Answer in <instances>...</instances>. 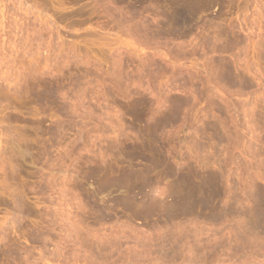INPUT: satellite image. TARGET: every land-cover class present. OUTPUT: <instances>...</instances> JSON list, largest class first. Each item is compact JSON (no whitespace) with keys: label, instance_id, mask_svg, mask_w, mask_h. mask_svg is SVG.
I'll use <instances>...</instances> for the list:
<instances>
[{"label":"rangeland","instance_id":"374dc122","mask_svg":"<svg viewBox=\"0 0 264 264\" xmlns=\"http://www.w3.org/2000/svg\"><path fill=\"white\" fill-rule=\"evenodd\" d=\"M145 1L147 2L138 5L137 0H0V264H264V190H261L264 187V47H261L264 46V0H214L213 4V0H210L211 4L203 11L205 15L199 12L202 14L200 17L198 13L200 18L196 23L203 21L201 26L194 23L196 28L199 26V33L194 28L190 34H200V28H207L211 23L217 27H234L236 33L240 34L229 54L220 55L231 60L232 64L234 62L237 69L241 68L239 72L246 71L251 81V86L241 87L243 91L236 87L237 93H233L235 90L231 87L232 96H227L224 92L219 93L224 95L217 94L210 100L206 93L198 94L199 88L204 90L207 76L211 78L210 75H213L206 69L207 55L200 47L189 49V46L181 49L182 53L186 51L185 55L176 53L178 50L180 53V48L192 41L193 37H200L197 34L191 35L192 40H189V31L180 26L159 38L163 28L156 23V18L159 20L157 13L162 12L163 4L160 0ZM153 2L157 4L153 5ZM145 4H148V8L152 5V8L147 9ZM132 5L137 6V10ZM158 6L162 9L157 11ZM140 16L144 18V28L151 26L156 37L149 35V29H145L147 35L143 34V25L138 20ZM138 23L141 27H138ZM132 29L140 31L135 35L136 32ZM170 31L175 37L173 41ZM179 31L185 33L178 34ZM154 33L152 36H155ZM184 37L189 41L185 42ZM166 38H170L172 43L168 41L165 46ZM161 39L166 40L163 41L164 45ZM174 41L182 46H173L176 44ZM194 41L195 38L193 43ZM182 42H185L184 45ZM191 49L194 52L190 51L192 55L188 57L190 53L187 50ZM172 54L179 58L176 59ZM191 77L194 79V86L188 83L191 82ZM34 78L36 79L30 80ZM24 79L30 80V84L26 80L23 82ZM44 80L52 83L47 84ZM185 80H188L186 84ZM38 82L44 86L45 83L47 86L51 85L54 97L48 93L49 86L41 88L42 85ZM57 86L59 88L56 89L62 92L61 96V93L57 96L62 99L55 97V93L59 92L53 88ZM41 89L44 92L49 90L46 96ZM188 91H197L198 95ZM35 92L36 96L33 94ZM37 95L41 100L36 98ZM192 97L197 99L192 100ZM181 98L187 100L186 103ZM226 98L231 99V103ZM211 99L215 101L212 102ZM187 102L191 103V108L186 105ZM212 125H215V131L211 129ZM150 130L152 134H149ZM252 148H255L254 151L257 148L256 154L258 150H263L255 156L257 162L254 159L251 161L250 155L248 156L254 153ZM138 152L142 154L139 155ZM259 155L261 156L257 158ZM151 156V160L154 159L152 162L148 158ZM148 164L151 167L153 165L152 169ZM258 164L260 167H256ZM198 173L207 176L204 177L206 182H203L205 188L202 183L204 178L202 175L198 176ZM214 173L221 175L217 178ZM189 175L195 179L189 178ZM194 175L202 178L198 179ZM256 175L260 177L257 178ZM185 177L195 182L194 184L197 181L203 184L205 190L201 188V194L212 191L213 194L215 185L219 189L220 185L221 188L227 186V189L224 187L226 190L221 189L222 192L231 189V192L222 196L223 199L227 196L224 199L225 203L228 202L226 205L235 207L238 202L235 209L238 207L237 212L248 210L242 211L248 217L254 213L250 211L251 214H248L250 208L257 211L252 218L249 217L253 225L255 222V226L258 225L256 235H246L247 232L244 235L241 233L243 231L235 229L241 227L237 218L234 221L226 219L228 222L224 219H212L210 222L209 209H204V212L209 211L207 216L199 214L200 218L196 219L200 220L195 219L196 222L191 214H182L180 208L174 209L176 217L168 219V225L162 222L163 225L161 223L158 226L161 222V218L156 216L161 212L159 206L165 202V207L170 209L176 204L175 199L179 197L180 190H186ZM219 178L223 180L222 184ZM252 180L255 183L251 184ZM134 185H142V191L137 193ZM229 185H232L230 189ZM146 190L148 194H145ZM249 190L253 191V196L263 192L260 198L254 196V201L263 199V205L257 207L259 211L253 209L256 205L252 193L247 195ZM16 193L21 199L16 197ZM207 193L200 195V198L211 195ZM230 195L239 200L243 198V203L239 200L236 202ZM228 196L232 203H236H229ZM185 199L187 202L188 199ZM149 201L158 206L151 205ZM213 201L216 206L221 204L220 200ZM241 204L248 207L244 209ZM137 207H140L139 210ZM22 208L29 209L24 211L28 215ZM150 210L153 211L152 214ZM253 217H256V221H253ZM157 219L160 221L155 225ZM170 223L175 227L168 229L167 227L172 226ZM258 223L262 226L263 233ZM177 225H182L184 230L181 232ZM164 229L173 232L167 233L168 236L164 234ZM250 235L254 240L248 239ZM172 237L178 241L173 243L175 247L178 246L177 249H173L172 245L175 253L168 243L161 244L163 241H171ZM236 237H247L248 241L246 238L237 241ZM195 239L200 243H196ZM183 245L191 246L188 247L194 250L193 254L192 250L188 254V247L182 248ZM180 247L181 251H177ZM8 248L9 252L15 253L8 255ZM186 248L188 255L185 254ZM142 255L146 258L141 257ZM195 255L198 256L194 257ZM129 257L131 258L128 260Z\"/></svg>","mask_w":264,"mask_h":264},{"label":"bare ground","instance_id":"6f19581e","mask_svg":"<svg viewBox=\"0 0 264 264\" xmlns=\"http://www.w3.org/2000/svg\"><path fill=\"white\" fill-rule=\"evenodd\" d=\"M110 1V0H109ZM121 1V0H120ZM136 1V0H135ZM152 1H154V0H152ZM156 1V0H155ZM159 1V0H158ZM210 0H160V2H162V4H163V10H162V12L160 13H157V16L159 17V20H158V18H156L157 19V24L159 25V26H161V28H163V32H161V34L159 35V38H160V36L162 35V36H164V34H166V32H168L169 30H176L175 28H178L179 29V27L181 26V27H185V28H187V30L189 31V33H187V37H188V35L190 34V31L192 30V29H194V28H196V25L194 24V23H196L198 20V18H200L201 16H202V14H203V11L207 8V7H209V6H207V5H210L211 3V1L209 2ZM222 1H224V0H222ZM231 1V0H230ZM137 2L139 3L138 5H141V3L143 4V3H146L147 1H145L144 2V0H137ZM159 2V3H160ZM213 2H214V0L212 1V4H213ZM216 2H218V1H216ZM129 3V2H128ZM131 3H132V1H131ZM149 3V2H148ZM210 3V4H209ZM218 3H221V2H218ZM130 4V3H129ZM133 4V3H132ZM150 4H152V3H150ZM154 4H157L156 2L154 3L153 2V5ZM128 5V4H127ZM131 5V4H130ZM130 5H128V6H130ZM134 5H135V2H134ZM134 5H132V7H134ZM147 5L148 4H145L144 6H146V8L147 9H151L152 8V5H150L149 6V8L147 7ZM223 5V4H222ZM220 6V5H219ZM135 7H137V6H135ZM134 7V9H136ZM156 7V6H155ZM154 7V8H155ZM162 7V6H161ZM213 7V6H212ZM145 8V7H144ZM158 9H157V11L160 9H162V8H159V6L157 7ZM129 9V8H128ZM130 9H132L131 7H130ZM147 9H144V10H146L147 11ZM133 10V9H132ZM137 10V9H136ZM139 11H140V8L138 9ZM154 10H156V9H154ZM133 11H135V10H133ZM132 12V11H131ZM141 12V11H140ZM140 12H138V13H140ZM199 12H202V14L200 15V13ZM205 12V11H204ZM133 13V12H132ZM132 13H130V14H132ZM137 13V11H135V14ZM152 13H154V12H152ZM198 13H199V15H200V17L198 16ZM134 14V13H133ZM134 14V15H135ZM145 13H143L142 15H144ZM155 14H156V12H155ZM220 14V13H219ZM121 15H122V13H121ZM137 15H139V14H137ZM154 15V14H153ZM152 15V16H153ZM203 15H205V13L203 14ZM217 15V14H216ZM145 16V15H144ZM214 15H212V17H213ZM123 17V16H122ZM125 17V16H124ZM135 18V17H134ZM211 18V17H210ZM209 18V19H210ZM120 19V18H119ZM144 18L142 17L141 18V16H140V18L138 19L140 22V24H141V26L143 25V29H144V35H147L146 34V30L145 29H147V28H144ZM145 19H146V17H145ZM155 19V18H154ZM121 20V19H120ZM124 20V19H123ZM128 20H130V18L128 19ZM211 20V19H210ZM209 20V21H210ZM124 21H127V19L126 20H124ZM137 21V20H136ZM153 21H155V20H153ZM206 21V20H205ZM216 21V20H215ZM119 22V21H118ZM135 22V21H134ZM201 22H203V21H201ZM201 22H200V24H201ZM207 23H208V20L206 21ZM212 22V21H211ZM138 23V24H139ZM147 23V22H146ZM155 23V22H154ZM140 24L138 25V27L140 26ZM156 24V25H157ZM197 25H200V24H198V23H196ZM129 25H130V23H129ZM136 25H137V22H136ZM136 25H135V27H136ZM148 25H150V23L148 24ZM214 24H209L208 25V27L207 28H205V26H203V27H201L200 29H202L201 30V33L200 34H197V32L199 33V31H197V29L199 30V26H198V28H196V34H193V35H196L197 37H200L199 39H197L196 37H193V40H194V38H195V41H194V43H193V40H192V34H190L189 36V40H192V41H190V42H187V43H185L186 42V40H188V39H186L185 37L183 38V40L185 39V42H182L183 43V45H184V43L185 44H187V45H185V46H182V44L180 45V43H179V45H178V40L177 41H174V42H176V44L175 43H173V44H175V45H173V46H182L181 48H180V50L183 48L184 49V47L185 48H188V46H189V49H190V47H192L193 49L195 48H197V47H200L201 48V51L203 50V52H204V54H206L207 55V62H208V65H207V63H206V69L208 70L209 69V71L210 72H212L213 73V75H210L211 76V78L209 77L208 78V76H207V78H206V83H205V86H204V90H202L201 88H199L200 90H199V92H198V94L200 95V92H202V93H206V97L207 98H209V100H210V98L212 97V99L218 94V95H224V94H219V93H224L225 92V94L227 95V94H230V96H232V94L233 93H237V91L235 90V88L236 87H245L246 85H248V87H249V85L251 86V84H249V83H251V81H250V78H249V76H247V72L244 70V68H243V70L246 72H243L242 70V72H239L240 70L239 69H241V68H239V69H237V65L235 66V64H234V62H233V64L231 63V60L229 61V60H227L226 58H224L222 55H220V54H222V53H228L229 54V52L231 51V49H233V47H234V44H235V42L238 40V38H240L239 37V35H238V33H236V31H235V29H234V27L232 28V27H229V28H226V27H224V25H223V27H220V26H218L217 27V25H214ZM132 26V25H131ZM130 26V27H131ZM140 26V27H141ZM195 26V27H194ZM201 26V25H200ZM231 26V25H230ZM125 27V26H124ZM132 27H134V26H132ZM151 28V26L150 27H148V29L149 30H151L150 29ZM166 28H167V30H166ZM184 28V29H185ZM135 29V28H134ZM134 29H132L133 30V32H136L135 33V35L137 34V32L138 31H140L141 29L140 28H138V29H140V30H138V31H134ZM142 29V30H143ZM147 29V30H148ZM154 29V28H153ZM182 29L183 28H181V30L180 31H182ZM131 30V31H132ZM156 30V29H155ZM186 30V29H185ZM184 30V31H185ZM178 32V34H184L185 32L183 31V32ZM149 31H147V33H148ZM152 32V30L150 31V34L149 35H151V37H156V34L154 33L155 31L153 30V32ZM157 32V31H156ZM171 32L172 31H170V35H171ZM177 32V31H176ZM176 32H173V34H175ZM195 32V31H194ZM128 33V32H127ZM140 33V32H139ZM155 34V36H152V34ZM191 33H193V30L191 31ZM130 34V33H129ZM157 34H159V33H157ZM139 35H141V34H139ZM143 35V36H144ZM192 35V36H191ZM198 35H200V36H198ZM176 36V35H175ZM183 36V35H182ZM168 37V36H167ZM149 38V37H148ZM173 38V36L171 35V39ZM191 38V39H190ZM145 39H146V37H145ZM153 39H155V38H153ZM152 39V40H153ZM167 39V42H166V40H162L161 39V41H162V45H164V42L163 41H165L166 43H165V46H166V44L167 43H169L168 41H170L171 39L170 38H166ZM169 39V40H168ZM196 39L198 40V41H196ZM242 39V38H241ZM148 40H150V39H148ZM173 40H175V37L172 39V41ZM188 40V41H189ZM154 41V40H153ZM160 41V42H161ZM172 41H170L171 43H172ZM181 41V40H180ZM195 42H197V43H195ZM158 45V44H157ZM156 45V46H157ZM237 45V44H236ZM160 46H161V44H160ZM187 46V47H186ZM261 47H264V46H261ZM175 48V47H174ZM179 48V47H178ZM177 48V49H178ZM171 50H173L172 48H171ZM177 51V50H176ZM179 51V50H178ZM176 52V53H178V54H181L182 53V50H181V52L179 53V52ZM190 51H191V53H192V51L194 52V50H187V53L189 52L190 53ZM264 51V50H263ZM169 52V51H168ZM186 52V51H185ZM182 53V54H186V53ZM173 53V52H172ZM190 53V55H188V57L189 56H191L192 54ZM167 54H171V53H167ZM194 54V53H193ZM173 56H174V54H172ZM171 55V56H172ZM236 55V54H235ZM161 56V55H160ZM219 56H222V58H219ZM174 57H176V56H174ZM178 57V56H177ZM176 57V59H178ZM181 58V57H180ZM184 58V57H183ZM185 58H187V57H185ZM171 59H173V58H171ZM192 59V58H191ZM238 59V58H237ZM233 61V60H232ZM264 62V61H263ZM75 65H76V63H75ZM172 65V64H171ZM80 67V66H79ZM239 70V71H238ZM49 71V70H48ZM43 72V71H42ZM207 73V72H206ZM43 74V73H42ZM208 74V73H207ZM211 74V73H210ZM264 74V73H263ZM24 75V74H23ZM30 75V74H29ZM44 75V74H43ZM49 76V75H48ZM5 77V76H4ZM7 77V76H6ZM40 77V76H39ZM39 77H37V78H39ZM44 77V76H43ZM189 77H190V75H189ZM28 78V77H27ZM194 78V77H193ZM14 80H15V78H13ZM23 79V78H22ZM21 79V80H22ZM36 78H34V79H30L31 81H33V80H35ZM40 79H41V77H40ZM40 79H38V80H40ZM57 79V78H56ZM56 79H54V80H56ZM191 79H192V77H191ZM5 80V79H4ZM27 81V83H29V81L27 80V79H24V81L23 82H26ZM38 80H36V81H38ZM43 79H41V81H42ZM47 80V79H46ZM46 80H44V81H46ZM52 80V79H51ZM53 80V81H54ZM72 80V79H71ZM13 81V80H12ZM30 81V82H31ZM40 81V82H41ZM49 81V80H48ZM79 81V80H78ZM77 81V82H78ZM188 81V80H187ZM186 80H185V84H186V82H187ZM191 82H189L188 81V83H191L192 85H193V83H192V81H194V79H192V80H190ZM10 82V81H9ZM47 82V81H46ZM50 82V81H49ZM49 82H47V84L49 83ZM254 82V81H253ZM11 83V82H10ZM9 83V84H10ZM14 83V82H13ZM39 83V82H38ZM37 83V84H38ZM45 83V82H44ZM50 83H52V81L50 82ZM60 83V82H59ZM58 83V84H59ZM187 83V84H188ZM204 83V82H203ZM210 83H212L213 85H210ZM8 84V83H7ZM12 84V83H11ZM24 84V83H23ZM30 84V83H29ZM29 84H25V85H29ZM33 84V83H32ZM31 84V85H32ZM36 83H34V85H35ZM43 83H39V85L41 86ZM195 84V83H194ZM12 85H14V84H12ZM17 85V84H16ZM24 85V86H25ZM30 85V86H31ZM38 85V86H39ZM57 85V84H56ZM75 85H76V83H75ZM189 85V84H188ZM187 85V86H188ZM21 86V85H20ZM36 86V85H35ZM43 86V87H42ZM41 86V88H44L45 86H47L46 85V83H45V86L44 85H42ZM50 87V88H47V87ZM46 88L47 89H52L51 88V85H48ZM185 86V85H184ZM194 86V85H193ZM193 86H189V87H192V88H195V87H193ZM19 87V86H18ZM26 88H27V86H25ZM53 87V86H52ZM59 87H61L60 86V84H59ZM58 86L57 87H55V88H53V89H56V88H59ZM231 87H234V89L233 90H235V92H233V90L231 91L230 90V88ZM247 87V86H246ZM186 88V87H185ZM240 88H238V89H240ZM28 89V88H27ZM35 89V88H34ZM189 89V88H188ZM198 89V88H197ZM28 90H30V89H28ZM33 90V89H32ZM44 90V89H43ZM49 90H46L45 92L44 91H42V89H41V91H42V93L44 94L45 93V96L47 95V91H49ZM57 90V89H56ZM55 90V91H56ZM59 90V89H58ZM56 91V92H59V91ZM61 90H62V88H61ZM186 90V89H185ZM193 90V89H192ZM246 90V89H245ZM63 91V90H62ZM189 91H190V89H189ZM188 91V92H189ZM222 91V92H221ZM239 91V90H238ZM241 91H243V89L241 88ZM33 92H34V90H33ZM36 92H39V91H36ZM36 92L35 93H33V94H35V96H36ZM185 92V91H184ZM188 92H187V94H188ZM193 92V91H192ZM191 92V93H192ZM233 92V93H232ZM240 92V91H239ZM238 92V93H239ZM29 93H31L30 91H29ZM42 93H40V94H42ZM48 93H51V96L52 97H54L53 96V94H52V90H50ZM54 93V92H53ZM61 93V94H60ZM190 93V92H189ZM190 93V94H191ZM194 93H196L197 94V91L196 92H193L192 94L193 95H195ZM241 93V92H240ZM56 94V95H55ZM54 95H55V97H60L61 95H62V92H59V93H55ZM57 94H60V96L58 95L57 96ZM197 94V95H198ZM39 95V94H38ZM38 95H37V97L36 98H38L39 99V97H38ZM189 95V94H188ZM188 95H186L187 96V98H188ZM193 95H191V96H193ZM197 95H196V97H197ZM204 95V94H203ZM41 96V95H40ZM44 96V95H43ZM183 96H185V94L183 95ZM190 96V95H189ZM227 96H229V95H227ZM169 97V96H168ZM195 97V96H194ZM194 97H192V100H196L197 98H194ZM42 98V97H41ZM162 98V97H161ZM167 98V97H166ZM185 98V97H184ZM187 98H185V99H187ZM194 98V99H193ZM231 98V97H230ZM43 99V98H42ZM44 99H46V98H44ZM58 99V98H57ZM60 99H62L61 97H60ZM60 99H59V102H60ZM65 99V98H64ZM157 99V98H156ZM163 99V98H162ZM177 99H179V98H177ZM177 99H175V100H177ZM182 99V98H181ZM180 99V100H181ZM185 99H182L183 101L185 100ZM189 99H190V97H189ZM212 99H211V101H212ZM221 99H222V97H221ZM223 99H225L224 97H223ZM227 99V98H226ZM39 100H41V99H39ZM143 100V99H142ZM141 100V101H142ZM161 100V99H160ZM164 100V99H163ZM162 100V101H163ZM168 100V99H167ZM170 100V99H169ZM181 100V101H182ZM188 100V99H187ZM186 100V101H187ZM207 101H208V99H206ZM228 100V99H227ZM231 100V99H230ZM230 100H228V101H230ZM50 101V100H49ZM140 101V102H141ZM145 101V100H144ZM152 101V100H151ZM154 101H156V100H154ZM181 101H180V103H181ZM186 101H184L185 103H186ZM190 101H191V99H190ZM189 101V102H190ZM213 101H215V100H213ZM212 101V102H213ZM228 101L226 102V103H228ZM44 102V101H43ZM56 102V101H55ZM63 102V101H62ZM76 102H77V100H76ZM159 102H161V101H159ZM158 102V104H160ZM163 102H165V104H166V101L164 100ZM169 102V101H168ZM175 102V101H174ZM178 103H179V101H177ZM176 102V103H177ZM184 102H182V103H184ZM189 102H187L188 104H186V105H189V107L191 106L190 104L191 103H189ZM42 103V102H41ZM142 103H144V102H142ZM149 103V102H148ZM154 104H155V102H153ZM162 103V102H161ZM208 103L210 104V101H208ZM215 103V102H214ZM230 103H231V101H230ZM77 104H78V102H77ZM146 104H147V102H146ZM157 104V105H158ZM213 104V103H212ZM64 105V104H63ZM161 105V104H160ZM163 105V104H162ZM167 106H168V104H166ZM185 105V106H186ZM215 105V104H214ZM142 106V105H141ZM152 106V105H151ZM150 106V107H151ZM167 106H165V108L167 107ZM170 106V105H169ZM173 106V105H172ZM184 106V107H185ZM213 106V105H212ZM145 107H147V106H145ZM158 107H162V106H158ZM188 107V108H189ZM192 107V106H191ZM190 107V108H191ZM215 107V106H214ZM217 107V106H216ZM227 107V106H226ZM73 108V107H72ZM144 108V107H143ZM181 108V107H180ZM185 108H187V107H185ZM240 108V107H239ZM243 108H245V106L243 107ZM171 109H172V107H171ZM61 110V109H60ZM63 110V109H62ZM76 110V109H75ZM134 110V109H133ZM169 111V110H168ZM178 111V110H177ZM131 112H132V110H131ZM163 112V111H162ZM172 112V111H171ZM170 112V113H171ZM65 113V112H64ZM69 113V112H68ZM73 113V112H72ZM137 113V112H136ZM132 114V113H131ZM263 114V113H262ZM68 115V114H67ZM69 115H71L70 113H69ZM71 116H74L73 114L71 115ZM134 116H137V115H135V113H134ZM263 116V118L262 119H264V115H262ZM261 116V117H262ZM167 116H165V118H166ZM174 117V116H173ZM260 117V118H261ZM135 118H137V117H135ZM252 118V117H251ZM250 118V119H251ZM173 119V118H172ZM171 119V120H172ZM256 119V118H255ZM159 120V119H158ZM158 122V121H157ZM169 122V121H168ZM263 122V121H262ZM156 123V122H155ZM163 123V122H162ZM264 123V122H263ZM262 123V124H263ZM159 124V123H158ZM168 124V123H167ZM40 125V124H39ZM155 125H157V124H155ZM264 125V124H263ZM163 126H164V124H163ZM161 127V126H160ZM209 127V126H208ZM149 128V127H148ZM264 128V127H263ZM152 129V131H153V128H151ZM161 129H162V127H161ZM210 129V128H209ZM211 129L213 130V131H215L216 129H215V125H214V127H213V125L211 126ZM225 129V128H224ZM228 129V128H227ZM160 130V129H159ZM229 130V129H228ZM45 131V130H44ZM151 130L150 131H148L149 132V134L151 133H153ZM154 131H155V129H154ZM255 131V130H254ZM146 132V131H145ZM147 132V133H148ZM223 132H225V131H223ZM217 133V132H216ZM148 134V135H149ZM198 134V133H197ZM237 134V133H236ZM256 134V133H255ZM155 135V134H154ZM199 135V134H198ZM197 135V136H198ZM214 135V134H213ZM229 135V134H228ZM219 136V135H218ZM235 136V135H234ZM157 137V136H156ZM199 137V136H198ZM217 137V136H216ZM146 138V137H145ZM218 138V137H217ZM222 138V137H221ZM229 138V137H228ZM236 138V137H235ZM254 138H256V137H254ZM147 139H149V138H147ZM258 139V138H257ZM196 139H194V141H195ZM260 140V139H259ZM197 141V140H196ZM200 142V141H199ZM195 143V142H194ZM197 143V142H196ZM199 145L201 144V143H198ZM198 144H195V146L196 145H198ZM25 145V144H24ZM148 145V144H147ZM22 146V145H21ZM152 146V145H151ZM158 146H159V144H158ZM24 147V146H23ZM145 147V146H144ZM153 147V146H152ZM151 147V148H152ZM198 147V146H197ZM19 148V147H18ZM34 148V147H33ZM148 148V147H147ZM30 149V148H29ZM154 149V148H153ZM255 149V148H254ZM254 149L252 148V150L254 151ZM260 149V148H259ZM134 150V149H133ZM149 150H151V149H149ZM161 150V149H160ZM248 150H250L249 148H248ZM256 150H257V148H256ZM255 150V151H256ZM22 151V150H21ZM24 151L26 152V149L24 148ZM27 151H28V149H27ZM154 151V150H153ZM152 151V152H153ZM255 151H254V153L252 152H250V151H248V153L250 152L251 154H248V156L250 155V160L252 161L254 158H256L255 156L256 155H258L261 151H263V150H261L260 152H259V150H258V152H257V154L255 153ZM137 152V151H136ZM149 152V151H148ZM160 152V151H159ZM24 154V153H23ZM42 154V153H41ZM138 154L140 155V154H142V153H139L138 152ZM143 154H144V152H143ZM151 154V153H150ZM155 154V153H154ZM26 155H28V154H26ZM125 155V154H124ZM138 155V156H139ZM157 155H158V153H157ZM25 156V155H24ZM137 156V155H136ZM160 156V155H159ZM163 156V155H162ZM261 155H259V156H257V158H259ZM134 157H135V155H134ZM133 157V158H134ZM140 157V156H139ZM142 157H143V155H142ZM153 156H151V157H148V158H150V160H151V158H152ZM263 157V156H262ZM24 158V157H23ZM128 158V157H127ZM130 158H132V156L130 157ZM136 158V157H135ZM144 158H145V156H144ZM162 158V157H161ZM25 159V158H24ZM30 159H32V158H30ZM146 159V158H145ZM163 159V158H162ZM23 160V159H22ZM26 160V159H25ZM24 160V161H25ZM85 160V159H84ZM143 160V159H142ZM154 160V159H153ZM153 160H151L150 162H152ZM256 162L258 161V159L256 160V159H254ZM262 160V159H261ZM148 161V160H147ZM259 161H260V159H259ZM26 162V161H25ZM33 162V161H32ZM87 162V161H86ZM149 161H148V163H150ZM254 162V161H253ZM263 162V161H262ZM28 163V162H27ZM31 163V162H30ZM89 163V162H88ZM32 164V163H31ZM30 164V165H31ZM85 164V163H84ZM154 164V163H153ZM157 163H155V165H156ZM161 164H163V163H160V165ZM261 164V163H260ZM260 164H258V165H256V167H260L259 165ZM33 165V164H32ZM87 165V164H86ZM85 165V166H86ZM149 165V164H148ZM151 165V164H150ZM149 165V166H150ZM155 165H154V167H155ZM148 166V167H149ZM157 166V165H156ZM226 166V165H225ZM152 167H153V165H152ZM152 167L150 166L149 168H151L152 169ZM264 167V166H263ZM103 168V167H102ZM255 168V167H254ZM262 168V167H261ZM153 169H155V168H153ZM192 169H194V168H192ZM256 169V168H255ZM92 170V169H91ZM105 170V169H104ZM164 170V169H163ZM191 170V169H190ZM92 172V171H91ZM168 172V171H167ZM190 172H192V171H190ZM197 172V171H196ZM256 172V171H255ZM103 173V172H102ZM27 174V173H26ZM98 174V173H97ZM104 174H105V172H104ZM191 174H194V173H191ZM206 174V173H205ZM213 174V173H212ZM217 173H214V176L216 175ZM257 174V173H256ZM258 174H259V172H258ZM34 175V174H33ZM87 175V174H86ZM188 175V174H187ZM186 175V177H188ZM196 175V174H195ZM194 175V176H195ZM199 175H202L201 173L199 174L198 173V176ZM204 175V174H203ZM202 175V177L204 178L205 176H203ZM211 175V174H210ZM219 175V174H218ZM218 175H216V177L218 176ZM221 175V174H220ZM219 175V176H220ZM263 175V174H262ZM31 176V175H30ZM82 176V175H81ZM102 176V175H101ZM179 176V175H178ZM198 176H195V177H197L198 179L200 178H202V177H198ZM213 176V175H212ZM257 176V175H256ZM33 177V176H32ZM97 177H99V176H97ZM143 177V176H142ZM145 177V176H144ZM179 177H181V175L179 176ZM184 177V176H183ZM182 177V178H183ZM185 177V178H186ZM190 177H193V176H190L189 175V178ZM222 177H224V176H222ZM230 177V176H229ZM255 177V176H254ZM260 176H257V178H259ZM84 178V177H83ZM101 178V177H100ZM188 178V179H189ZM194 178V177H193ZM206 178H207V176H206ZM212 178V177H211ZM210 178V179H211ZM214 178V177H213ZM218 178V177H217ZM243 178V177H242ZM257 178H254L255 180L257 179ZM263 178V177H262ZM84 179H86V176H85V178ZM84 179H82V180H84ZM143 179V178H142ZM147 179V178H146ZM145 179V180H146ZM181 179V178H180ZM187 179V178H186ZM184 180V181H186V186H184V184H182V186H184V189H186V190H184V192H183V190H180L181 192H180V194H179V197L177 198V199H175L176 200V204H174L175 202H174V198L172 199L173 200V204H174V206L173 207H171L170 209L169 208H167V207H165V202L163 203L164 205H161V206H159V210L162 212H160L159 214H156V216L161 220V222L159 223L158 222V220L159 219H157V222L155 223V225H157V223H159L158 224V226L162 223V222H165L164 224L165 225H168V224H166V221H169L170 222V220L172 219V217L174 218V217H176L175 216V214L176 213H174L173 211H175L174 209H182L181 210V213L182 214H186V213H189V214H191L190 216H192V219H196L197 217H199V214H201V215H206L209 211H207V212H204L205 210L204 209H209L211 212H210V214L208 213V215H210L209 217H211V220H210V222L212 221V219L213 220H219L220 219V221L222 220L223 221V219H224V221L227 219H229V220H233L234 221V219H236V220H238L239 222H240V228L237 226L238 225V223H237V221L235 220V222H236V226L238 227V228H235V229H240L239 230V232H241V231H243V232H241V233H243L244 235H245V233H246V235H248V234H252V233H254L255 234V231H256V228L258 227V225H257V227L255 226V223H254V225H253V223H252V221H251V219L250 218H252V216L255 214V213H257V211L255 212V211H253V210H251L252 208H250L249 209V212L251 211V212H254L253 214H252V216L249 218L248 217V215L247 214H245L246 212H242V211H248V210H243L242 208H241V206H242V204H241V206H240V208L242 209L241 210V212H237V211H239L237 208L235 209V207L236 206H238L237 205V200H239V198H237V197H239V196H237L236 195V193L234 194L235 196H237V197H233L232 198V195H230V198H232V199H234L236 202V206L235 207H233V205H231V204H229V205H231L230 207L228 206V205H226L227 203H225L226 201H224V199H225V197H227V196H225L224 197V199L222 198V196L224 195V194H227L228 192H231L230 190V188H231V186L233 185H229L230 187H228V189H230L229 191H226V192H224V190H226L227 188V186L225 187L226 189H224V187L223 188H221L222 187V185H220V189H219V187H217L216 185L214 186V184L216 183L215 182V178H214V182L215 183H213V186H214V188H213V186H212V190L214 189V193L213 194H211L210 192H206L208 195H210L211 196V198H209L210 196H204V197H206V198H204V201L200 198V195H206V193H204V194H201L200 192H202L201 191V188H202V190L205 188V184L203 183V182H206V179L204 178V180L202 181V183L204 184H202V183H199L198 181V183L196 182V184H194L193 182H191V181H189V180ZM195 179V178H194ZM209 179V178H208ZM220 180H221V178H219ZM253 179V178H252ZM264 179V178H263ZM229 180V179H228ZM234 180V179H233ZM236 180H237V178H236ZM243 180V179H242ZM246 180V179H245ZM258 180V179H257ZM256 180V181H257ZM134 181H135V179H134ZM143 181L144 180H142V183H143ZM146 181H148V180H146ZM195 181V180H194ZM201 181V180H200ZM209 181V180H208ZM207 181V182H208ZM211 181V180H210ZM223 180H221L220 181V183L222 182ZM260 181H263V180H261V178H260ZM149 182V181H148ZM180 183H181V181H179ZM253 180H252V183L251 184H253ZM141 183V184H142ZM144 183H145V181H144ZM150 183V182H149ZM183 183V182H182ZM210 183V182H209ZM211 183H212V181H211ZM210 183V184H211ZM255 183V182H254ZM146 184V183H145ZM208 184V183H207ZM219 184V183H218ZM222 184V183H221ZM231 184V183H230ZM239 184V183H238ZM258 184V183H257ZM147 185V184H146ZM202 185L204 186V188L202 187ZM235 185V184H234ZM210 187H211V185H209ZM208 186V187H209ZM254 186V185H253ZM260 186H262V185H260ZM259 186V187H260ZM142 185H134V189L136 188L137 189V193L138 192H141L142 191ZM208 187H206L207 189H208ZM237 187V186H236ZM235 186H234V188H236ZM250 187V186H249ZM247 188V189H250V188ZM16 188V187H15ZM233 188V187H232ZM244 188H246V187H244ZM261 188H263V189H261L262 191L264 190V187L262 186ZM144 189V188H143ZM183 189V188H182ZM206 189V190H207ZM221 189H224L223 190V192H222V190ZM150 190V189H149ZM205 190V189H204ZM240 190V189H239ZM245 190V189H244ZM147 191V190H146ZM207 191H209V190H207ZM233 191V190H232ZM250 191V190H249ZM16 192H19V190L18 191H16ZM96 192V191H95ZM204 192V191H203ZM235 192V191H234ZM253 192V191H252ZM251 191L249 192V194H247V195H250L251 193H252ZM259 192H260V190H259ZM264 192V191H263ZM263 192H261V194H255L256 196H258L259 198H260V195L262 196V194H263ZM134 193V192H133ZM149 192L147 191V193H145V194H148ZM162 193H164V195H166L165 194V192H162ZM210 193V194H209ZM248 193V192H247ZM255 193V192H254ZM160 195H163V194H161V193H159ZM176 194V193H175ZM232 194V193H231ZM15 195H17V193L15 194ZM135 195V194H134ZM163 195V196H164ZM174 195V194H173ZM172 195V196H173ZM177 195V194H176ZM175 195V196H176ZM254 195V196H255ZM146 196V195H145ZM174 196V197H175ZM241 196V195H240ZM251 196H253V193H252V195ZM254 196H253V202H254V205H256V206H254V205H252V207H253V209L255 208V209H257V207H260V205H263V203L261 204V202H262V200L264 199H258V198H256L255 197V199L257 200V201H254ZM16 197H19V195H17ZM152 197H154V196H152ZM202 197V196H201ZM264 197V196H263ZM20 198V197H19ZM19 198L17 199V200H19ZM146 198H147V196H146ZM162 198V197H161ZM176 198V197H175ZM185 198H187L188 200H187V202H186V199ZM207 198H209L207 201H205V199H207ZM229 198V196H228V199L231 201H229V203H232V199H230ZM249 198V197H248ZM262 198V197H261ZM21 199V198H20ZM130 199V198H129ZM153 199V198H152ZM156 199V198H155ZM158 199H159V197H158ZM163 199H164V197H163ZM243 198H241V200H239L240 201V203H243V200H242ZM251 199V200H252ZM148 200V199H147ZM160 200V199H159ZM213 200H218V202H220L221 201V204L219 205V206H216L215 204H214V201ZM220 200V201H219ZM223 200V201H222ZM130 201H131V199H130ZM129 201V202H130ZM133 201V200H132ZM153 201H154V199H153ZM152 201V202H153ZM157 202H160V201H158V200H156ZM120 202H121V200H120ZM129 202H127V203H129ZM150 202V201H149ZM155 202V201H154ZM234 202V201H233ZM252 202V203H253ZM140 203V202H139ZM151 203V202H150ZM161 203V202H160ZM172 203V202H171ZM235 203H232V204H235ZM240 203H239V205H240ZM245 203V202H244ZM249 203V202H248ZM138 204V203H137ZM143 204V203H142ZM156 204V203H155ZM154 204V205H155ZM147 205V204H146ZM151 205H153L152 203H151ZM153 205V206H154ZM157 205V204H156ZM124 206V205H123ZM158 206V205H157ZM229 208H228V207ZM249 206H251V204L249 205ZM23 207V206H22ZM143 207H146V206H143ZM149 207V206H148ZM217 207H219V208H217ZM233 207V208H232ZM244 209H245V207H248V206H246V204H245V206H242ZM24 208V207H23ZM22 208V211L24 212V211H28L30 208H29V206H28V210L27 209H23ZM132 208H134V206L132 207ZM138 208V207H137ZM140 208V207H139ZM139 208H138V210H139ZM142 208V207H141ZM150 208V207H149ZM263 208V206L261 207V209ZM143 209V208H142ZM259 209V208H258ZM257 209V210H258ZM32 210V209H31ZM130 210V209H129ZM155 210V209H154ZM204 210V211H203ZM236 210V211H235ZM263 210H264V208H263ZM262 210V211H263ZM158 211V210H157ZM156 211V212H157ZM201 211H203V212H201ZM259 211V210H258ZM261 211V210H260ZM31 211H29V213H30ZM139 212H141V211H139ZM151 214H152V212H151V210L149 211ZM159 212V211H158ZM170 212V213H169ZM251 212L250 213H248V214H251ZM264 212V211H263ZM24 213H28V212H24ZM144 213H147V212H144ZM143 213V214H144ZM150 213H147V215L148 214H150ZM155 213V212H154ZM202 213H204V214H202ZM162 214V215H161ZM168 214V215H167ZM28 215V214H27ZM30 215V214H29ZM179 215V214H178ZM128 216V215H127ZM131 216V215H130ZM141 216V215H140ZM144 216V215H143ZM160 216V217H159ZM180 216H182V215H180ZM188 216V215H187ZM187 216H185V217H187ZM207 216V215H206ZM206 216H203V217H206ZM153 217V216H152ZM178 217V216H177ZM208 217V219H210ZM257 217V216H256ZM256 217H253V221H256V219L254 220V218H256ZM144 218V217H143ZM142 218V219H143ZM147 218V217H146ZM145 218V219H146ZM148 218H150V217H148ZM155 218V217H154ZM200 218V217H199ZM198 218V219H199ZM202 218V217H201ZM262 218H263V215H262ZM128 219H131L129 216H128ZM151 219V218H150ZM168 219H170V220H168ZM188 219V218H187ZM198 219H196L197 221H198ZM207 219V218H206ZM261 219V218H260ZM147 220V219H146ZM156 220V219H155ZM159 220V221H160ZM196 220H195V222H196ZM200 220V219H199ZM205 220V219H204ZM226 220V221H227ZM228 220V221H229ZM129 221V220H128ZM153 221V220H152ZM151 221V222H152ZM172 221H174V220H172ZM207 221V220H206ZM227 221V222H228ZM147 223H148V221H146ZM150 222V223H151ZM202 222H204L203 221V218H202ZM261 222V221H260ZM143 223H145V222H143ZM168 223V222H167ZM225 223V222H224ZM149 224V223H148ZM152 224H154V222L152 223ZM171 224V223H170ZM174 224V223H173ZM197 224V223H196ZM200 224V223H199ZM213 224V223H212ZM217 224H218V222H217ZM259 224V223H258ZM154 225V226H155ZM163 225V223L161 224V226ZM164 225V226H165ZM172 225V224H171ZM206 225H207V223H206ZM220 225H221V223H220ZM262 225V224H261ZM147 226V225H146ZM150 226V225H149ZM152 226V225H151ZM157 226V227H158ZM170 226V225H169ZM173 226L175 227V225H172V226H170V228L169 227H167L168 229H171V227L173 228ZM177 226H179L178 227V229L182 232L183 230H184V228H182L183 226L182 225H177ZM199 226V225H198ZM201 226V225H200ZM222 226H223V224H222ZM232 226H234V225H232ZM235 226V227H236ZM259 226H260V224H259ZM153 227V226H152ZM165 227V228H166ZM203 227V226H202ZM262 226H260L259 228H261ZM160 228V227H159ZM164 228V227H163ZM162 228V229H163ZM263 228H264V226H263ZM151 229V228H150ZM167 229V230H168ZM225 229H226V227H225ZM156 230V229H155ZM165 231H166V229H164ZM163 230V231H164ZM36 231V230H35ZM162 231V232H163ZM164 231V232H165ZM175 231V233H176V231H177V227H176V229L174 230ZM231 231V230H230ZM233 231V230H232ZM259 231V230H258ZM261 231H262V228H261ZM163 232V233H164ZM173 232V231H172ZM172 232H170V231H166L164 234H167V233H172ZM181 232H180V234H181ZM239 232L237 231V233L239 234ZM162 233V234H163ZM174 233V234H175ZM189 233V232H188ZM234 233V232H233ZM262 233H263V231H262ZM32 234V233H31ZM178 234V233H177ZM254 234H252V235H254ZM258 234V233H257ZM168 235V234H167ZM166 235V236H167ZM176 235V234H175ZM182 235V234H181ZM189 235V234H188ZM200 235V234H199ZM243 235V236H244ZM252 235H250L249 237H248V239L250 238V239H253L254 237H252ZM256 235V234H255ZM254 235V236H255ZM264 235V234H263ZM162 236V235H161ZM165 235H163V237H164ZM169 236V235H168ZM184 236V235H183ZM235 236H236V234H235ZM239 236H241V234H239ZM162 237V238H163ZM185 237V236H184ZM242 237V236H241ZM241 237H236V239H237V241L239 240V239H241ZM247 237H245L246 238V240L248 241V239H247ZM259 237V236H258ZM153 238V237H152ZM167 238V237H166ZM173 238V237H172ZM170 239L171 241H169V242H164L163 241V243H161L162 245H164V243L167 245V243H168V245L170 246V248L172 249L173 248V246H174V248L173 249H177L176 247H178V246H176L175 247V245L173 244L174 242H175V244H176V239L175 238H173V239ZM182 238V237H181ZM180 238V239H181ZM244 238V237H243ZM242 238V239H243ZM244 238V239H245ZM40 239V238H39ZM148 239H149V237H148ZM168 239V240H169ZM215 239V238H214ZM217 239V238H216ZM232 239V238H231ZM235 239V238H234ZM242 239H241V241H242ZM243 239V240H244ZM150 240V239H149ZM164 240V239H163ZM196 240V239H195ZM209 240V239H208ZM219 240H221L220 238H219ZM225 240V239H224ZM223 240V241H224ZM230 240V239H229ZM254 240V239H253ZM257 240H259V239H257ZM102 241V240H101ZM104 241V240H103ZM160 241V240H159ZM162 241V240H161ZM165 241H166V239H165ZM186 241V240H185ZM206 241V240H205ZM212 241V240H211ZM222 241V240H221ZM233 241V240H232ZM240 241V240H239ZM250 241H252V240H250ZM260 241V240H259ZM148 242V241H147ZM150 242V241H149ZM148 242V243H149ZM178 242V241H177ZM180 242V241H179ZM190 242V241H189ZM197 242H199L198 240H196V243ZM203 242V241H202ZM230 242V241H229ZM228 242V243H229ZM243 242H245V241H243ZM14 243V242H13ZM35 243V242H34ZM36 243H38V242H36ZM200 243V242H199ZM233 243V242H232ZM236 243V242H235ZM264 243V242H263ZM19 244V243H18ZM154 244V243H153ZM156 244V243H155ZM159 244H160V242H159ZM178 244V243H177ZM180 244H181V242H180ZM183 244H185L184 242H183ZM192 244H194V241H193V243ZM205 244V243H204ZM209 244V243H208ZM221 244V243H220ZM246 244V243H245ZM248 244V243H247ZM250 244V243H249ZM254 244V243H253ZM259 244V243H258ZM257 244V245H258ZM103 245V244H102ZM173 245V246H172ZM186 245V244H185ZM198 245V244H197ZM196 245V247L198 248V246ZM200 245V244H199ZM212 245V244H211ZM222 245V244H221ZM230 245H232L231 243H230ZM262 245V244H261ZM20 246V245H19ZM168 246V247H169ZM184 246V245H183ZM189 246V245H188ZM188 246H184V247H182V248H185V247H188ZM193 246H195V245H193ZM201 246H203V245H201ZM206 246V245H205ZM213 246V245H212ZM217 246V245H216ZM223 246V245H222ZM235 246V245H234ZM240 246V245H239ZM247 246V245H246ZM252 246V245H251ZM10 247H13V246H10ZM9 247V248H10ZM154 247H156L155 245H154ZM160 247L162 248V246L160 245ZM190 248H191V246H189ZM189 247H188V254H193V252H194V250L193 249H189ZM243 247V246H242ZM242 247H240V248H242ZM9 248L7 249V252H9ZM14 248H15V246H14ZM14 248H10V249H14ZM20 248V247H19ZM153 248V247H152ZM157 248V247H156ZM155 248V249H156ZM164 248V247H163ZM197 248L195 249V251L197 250ZM206 248V247H205ZM246 248V247H245ZM250 248V247H249ZM252 248V247H251ZM260 248V247H259ZM262 248H264V246L262 247ZM16 249V248H15ZM88 249V248H87ZM101 249V248H100ZM137 249V248H136ZM141 249V248H140ZM143 249V248H142ZM145 249V248H144ZM169 249V248H168ZM172 249V250H173ZM181 249V247L177 250V251H179ZM209 249V248H208ZM254 249V248H253ZM160 250V249H159ZM165 250V249H164ZM183 251H184V249H182ZM187 250V248L185 249V254H187L186 251ZM192 250V252L191 253H189L190 251ZM224 250V249H223ZM260 250H262V249H260ZM13 251V250H12ZM132 251H134V250H132ZM145 251H147V250H145ZM155 251V250H154ZM157 251V250H156ZM177 251H176V253H177ZM181 251V250H180ZM207 251H209V250H207ZM216 251H217V249H216ZM249 251V250H248ZM257 251V250H256ZM256 251H253L254 253L256 252ZM259 251V250H258ZM6 252V253H7ZM14 252V251H13ZM18 252V251H17ZM131 252V251H130ZM130 252H129V254H130ZM164 252V251H163ZM172 252V251H171ZM197 252V251H196ZM213 251H211V253H212ZM242 252V251H241ZM252 252V251H251ZM261 252V251H260ZM15 253V252H14ZM14 253H11V251L9 252V253H7L8 255L9 254H14ZM135 253H138V251H136ZM139 253L140 254H142L140 251H139ZM148 253V252H147ZM165 253V252H164ZM173 253H175L174 252V250H173ZM207 253V252H206ZM214 253H215V251H214ZM226 253V252H225ZM250 253V252H249ZM6 254V255H7ZM133 253L131 252V255H132ZM149 254V253H148ZM151 254V253H150ZM187 254V255H188ZM195 254V253H194ZM213 254V253H212ZM222 254V253H221ZM227 254H228V252H227ZM226 254V255H227ZM230 254V253H229ZM130 255V256H131ZM134 255H136V254H134ZM174 255V254H173ZM179 255V254H178ZM198 255H199V253H198ZM198 255H195L194 257H196V256H198ZM201 255V254H200ZM246 255H247V253H246ZM249 255V254H248ZM252 255V254H251ZM129 256V255H128ZM140 256V255H139ZM144 255H142L141 257H143ZM211 256V255H210ZM12 257V256H11ZM13 257H15L16 258V256H13ZM18 257V256H17ZM27 257V256H26ZM145 257V256H144ZM190 257V256H189ZM234 257V256H233ZM232 257V258H233ZM237 257V256H236ZM15 258H14V260H15ZM131 257H129L128 258V260L130 259ZM146 258V257H145ZM174 258V257H173ZM188 258V257H187ZM191 258V257H190ZM200 258H202V257H200ZM230 258V257H229ZM244 258V257H243ZM25 259V258H24ZM133 259V258H132ZM131 259V260H132ZM194 259V258H193ZM197 259H199L198 257H197ZM234 259H235V257H234ZM92 260V259H91ZM137 260V259H136ZM191 260V259H190ZM195 260V259H194ZM201 259H199V261H200ZM206 260V259H205ZM239 260V259H238ZM18 261H20V260H18ZM94 261H95V259H94ZM133 261V260H132ZM135 261V260H134ZM133 261V262H134ZM207 261H209V260H207ZM223 261V260H222ZM233 261V263H234V260H232ZM11 262V261H10ZM15 262V261H14ZM21 262V261H20ZM97 262V261H96ZM131 262V261H130ZM145 262H146V260H145ZM243 262V261H242ZM93 263V262H92ZM99 263V262H98ZM246 263V262H245ZM97 264V263H96ZM133 264V263H132ZM139 264V263H138ZM144 264V263H143ZM147 264H149V263H147ZM190 264V263H189ZM231 264H232V262H231Z\"/></svg>","mask_w":264,"mask_h":264}]
</instances>
